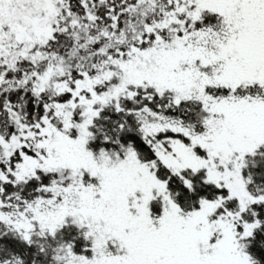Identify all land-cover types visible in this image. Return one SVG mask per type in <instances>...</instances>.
<instances>
[{"label": "snow or ice", "instance_id": "6c2138e0", "mask_svg": "<svg viewBox=\"0 0 264 264\" xmlns=\"http://www.w3.org/2000/svg\"><path fill=\"white\" fill-rule=\"evenodd\" d=\"M0 264H264V0H0Z\"/></svg>", "mask_w": 264, "mask_h": 264}]
</instances>
